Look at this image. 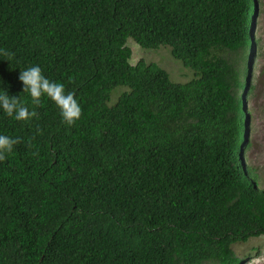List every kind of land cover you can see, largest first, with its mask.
I'll return each mask as SVG.
<instances>
[{"label": "trees", "instance_id": "obj_1", "mask_svg": "<svg viewBox=\"0 0 264 264\" xmlns=\"http://www.w3.org/2000/svg\"><path fill=\"white\" fill-rule=\"evenodd\" d=\"M260 7L0 0V264H243ZM130 38L196 77L133 64Z\"/></svg>", "mask_w": 264, "mask_h": 264}, {"label": "rangeland", "instance_id": "obj_2", "mask_svg": "<svg viewBox=\"0 0 264 264\" xmlns=\"http://www.w3.org/2000/svg\"><path fill=\"white\" fill-rule=\"evenodd\" d=\"M257 24L255 34L260 40L258 60L252 65L255 78L256 92L252 99L247 102V111L251 114L248 125L251 147L247 152V163L254 168L259 175V182L264 188V0H261V7L257 13ZM128 45L133 50L132 62L136 64L139 60L155 62L167 70L175 82H187L196 77L195 71L175 58L170 46H161L157 49L141 47L133 38L128 40ZM125 89H120L113 95L116 101L118 94ZM237 255L244 258L243 264H264V236L251 238L247 243L235 245Z\"/></svg>", "mask_w": 264, "mask_h": 264}, {"label": "water", "instance_id": "obj_3", "mask_svg": "<svg viewBox=\"0 0 264 264\" xmlns=\"http://www.w3.org/2000/svg\"><path fill=\"white\" fill-rule=\"evenodd\" d=\"M257 12H258V11L256 10V12H255V16H256V17H257Z\"/></svg>", "mask_w": 264, "mask_h": 264}, {"label": "clouds", "instance_id": "obj_4", "mask_svg": "<svg viewBox=\"0 0 264 264\" xmlns=\"http://www.w3.org/2000/svg\"><path fill=\"white\" fill-rule=\"evenodd\" d=\"M250 65H251V67H250V68L252 69V65H253V64H250ZM248 125H249V124H248Z\"/></svg>", "mask_w": 264, "mask_h": 264}]
</instances>
